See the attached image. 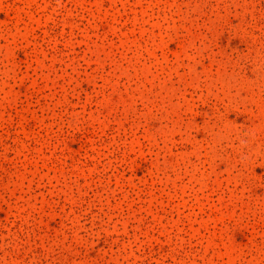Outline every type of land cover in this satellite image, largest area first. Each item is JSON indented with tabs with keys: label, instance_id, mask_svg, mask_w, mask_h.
I'll list each match as a JSON object with an SVG mask.
<instances>
[{
	"label": "rangeland",
	"instance_id": "374dc122",
	"mask_svg": "<svg viewBox=\"0 0 264 264\" xmlns=\"http://www.w3.org/2000/svg\"><path fill=\"white\" fill-rule=\"evenodd\" d=\"M0 264H264V0H0Z\"/></svg>",
	"mask_w": 264,
	"mask_h": 264
}]
</instances>
